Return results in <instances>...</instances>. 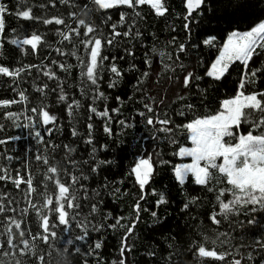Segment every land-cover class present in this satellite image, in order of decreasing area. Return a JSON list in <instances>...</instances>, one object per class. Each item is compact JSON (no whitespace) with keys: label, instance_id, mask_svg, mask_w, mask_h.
I'll list each match as a JSON object with an SVG mask.
<instances>
[{"label":"snow or ice","instance_id":"1","mask_svg":"<svg viewBox=\"0 0 264 264\" xmlns=\"http://www.w3.org/2000/svg\"><path fill=\"white\" fill-rule=\"evenodd\" d=\"M0 134V264H264V0H0Z\"/></svg>","mask_w":264,"mask_h":264},{"label":"trees","instance_id":"2","mask_svg":"<svg viewBox=\"0 0 264 264\" xmlns=\"http://www.w3.org/2000/svg\"><path fill=\"white\" fill-rule=\"evenodd\" d=\"M172 2H173V4H175L177 6L179 5V0H172ZM229 11H231V10H229ZM222 15H223L222 12H220V11L217 12L218 17L222 16ZM169 22L175 23L177 26L180 23L179 21H171V20ZM147 24L150 28L154 26V28L158 32V34H160V36L163 37V35L165 34L164 33V28H165V21L164 20H162V19L156 20L153 17L149 16V17H147ZM212 27H214V28L218 27V29L226 28L227 27L226 19H220L218 25L214 21L212 24ZM177 30H179V28H177ZM113 94H115V92ZM8 134L11 135V134H13V132L9 131ZM15 134L20 135L22 137V139L18 142V144H12L10 146L11 148H14V149H16L17 152H20L22 149H26L27 147L30 146L29 145V139L27 137L26 132H24L20 129H17V130H15ZM0 135H2V134H0ZM129 135H131V133H129ZM121 155H123V154L121 153ZM126 162L127 161H125V163ZM157 180H158V183H168L169 182L167 175H164L163 177H158ZM113 210L117 211V209H115V208ZM125 210H126V206H125ZM168 211L172 212L173 217H175L177 215V213L175 211H173L171 208L168 209ZM160 214L161 215H167V212L164 210L163 207L160 209ZM141 227L143 228L144 226L141 225ZM107 243L108 244H115V238L110 236L109 239L107 240ZM140 243H142V241ZM56 260H57V258L55 257V253H53V264H56Z\"/></svg>","mask_w":264,"mask_h":264}]
</instances>
